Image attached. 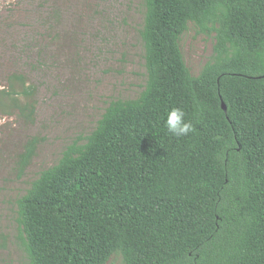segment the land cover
<instances>
[{
  "label": "trees",
  "instance_id": "1",
  "mask_svg": "<svg viewBox=\"0 0 264 264\" xmlns=\"http://www.w3.org/2000/svg\"><path fill=\"white\" fill-rule=\"evenodd\" d=\"M142 1L146 85L16 200L24 264H264V0ZM191 23L216 34L199 75L180 44ZM8 79L0 94L33 122L18 99L33 87ZM173 107L187 136L165 127ZM41 140L25 143L19 176Z\"/></svg>",
  "mask_w": 264,
  "mask_h": 264
},
{
  "label": "rangeland",
  "instance_id": "2",
  "mask_svg": "<svg viewBox=\"0 0 264 264\" xmlns=\"http://www.w3.org/2000/svg\"><path fill=\"white\" fill-rule=\"evenodd\" d=\"M142 0H0V89L24 75L33 87L20 104L35 105L34 121L0 94V264H24L16 200L66 148L85 141L113 100L139 96L147 81L140 37ZM215 32L193 23L181 37L191 73L199 75L214 54ZM12 80V79H11ZM14 125V126H13ZM42 138L19 176L18 155ZM106 264H122L112 256Z\"/></svg>",
  "mask_w": 264,
  "mask_h": 264
},
{
  "label": "clouds",
  "instance_id": "3",
  "mask_svg": "<svg viewBox=\"0 0 264 264\" xmlns=\"http://www.w3.org/2000/svg\"><path fill=\"white\" fill-rule=\"evenodd\" d=\"M14 120V116H0V126L11 124ZM165 127L168 133L175 137H184L194 131L192 122L185 119V112L180 107H173L168 110Z\"/></svg>",
  "mask_w": 264,
  "mask_h": 264
},
{
  "label": "water",
  "instance_id": "4",
  "mask_svg": "<svg viewBox=\"0 0 264 264\" xmlns=\"http://www.w3.org/2000/svg\"><path fill=\"white\" fill-rule=\"evenodd\" d=\"M222 106H223L224 110H226V105L224 102H222Z\"/></svg>",
  "mask_w": 264,
  "mask_h": 264
}]
</instances>
